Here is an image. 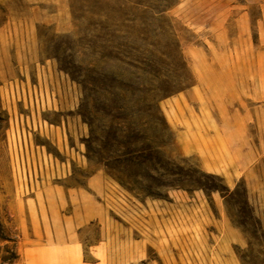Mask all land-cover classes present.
<instances>
[{"label":"rangeland","instance_id":"374dc122","mask_svg":"<svg viewBox=\"0 0 264 264\" xmlns=\"http://www.w3.org/2000/svg\"><path fill=\"white\" fill-rule=\"evenodd\" d=\"M0 264H264V0H0Z\"/></svg>","mask_w":264,"mask_h":264},{"label":"crops","instance_id":"0c3cea01","mask_svg":"<svg viewBox=\"0 0 264 264\" xmlns=\"http://www.w3.org/2000/svg\"><path fill=\"white\" fill-rule=\"evenodd\" d=\"M180 145H181V146H180L181 149H183V151H184V149H185V147H186V144H184L183 142H181Z\"/></svg>","mask_w":264,"mask_h":264}]
</instances>
